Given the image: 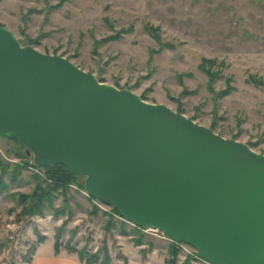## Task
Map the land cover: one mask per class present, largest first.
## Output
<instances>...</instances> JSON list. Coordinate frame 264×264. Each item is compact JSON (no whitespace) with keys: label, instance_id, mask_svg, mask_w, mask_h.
I'll return each instance as SVG.
<instances>
[{"label":"rangeland","instance_id":"rangeland-1","mask_svg":"<svg viewBox=\"0 0 264 264\" xmlns=\"http://www.w3.org/2000/svg\"><path fill=\"white\" fill-rule=\"evenodd\" d=\"M146 25L158 28L172 48L162 49ZM0 26L23 46L61 56L103 84L181 112L264 155V87L248 82L250 76L264 81V0H0ZM116 34L120 38L102 42ZM205 58L217 60L213 92L199 68ZM228 85L234 90L220 97ZM18 152L33 160L27 149L0 139V160L10 171L24 165L14 184L5 177L9 188L0 195V264H29L41 237V256L54 254L59 238L64 254L107 247L112 264H208L185 244L172 262L171 238L126 222L90 196L84 177L67 198L54 193L43 216L23 217L29 201L20 195L31 196L34 177L47 176L26 166Z\"/></svg>","mask_w":264,"mask_h":264},{"label":"water","instance_id":"water-1","mask_svg":"<svg viewBox=\"0 0 264 264\" xmlns=\"http://www.w3.org/2000/svg\"><path fill=\"white\" fill-rule=\"evenodd\" d=\"M208 264H264V155L0 26V139Z\"/></svg>","mask_w":264,"mask_h":264},{"label":"trees","instance_id":"trees-1","mask_svg":"<svg viewBox=\"0 0 264 264\" xmlns=\"http://www.w3.org/2000/svg\"><path fill=\"white\" fill-rule=\"evenodd\" d=\"M145 31L153 37L155 40L158 41V43L161 45V48H172L170 44H163L161 41V36L159 34V29L155 28L151 25L145 26ZM123 32H130L129 30H125ZM120 38V34H116L109 39H106L102 41L103 43L115 40ZM217 60L216 59H203L202 63L200 65V70L204 72L209 80V90L214 91L213 89V83L216 82L220 78V73L213 71V69L216 67ZM249 83H253L258 86L264 87V81L262 79H259L255 76H250L248 79ZM233 87L230 85L227 86V90L222 91L219 96L225 97L229 95L233 91ZM143 100L144 98L141 97ZM181 113V112H180ZM8 139V138H6ZM14 142H16L21 149L26 150L24 146H22L17 140L10 139ZM18 157L20 159L24 158L27 160L26 166H33L38 169H42L45 171L47 179L42 180L39 176H35V182H36V188L31 196L27 195H20V200L23 202L29 201L28 204H26L25 208L23 209L22 216L25 218H30L34 216H43L44 211L48 208H53L52 204L55 199L54 193H58L64 198H67V193L69 191V188L71 185L78 184V181L82 178L81 176L76 175L74 172L70 171L64 166H55V167H46V168H40L34 165L33 160L30 161L26 155L23 153L18 152ZM25 164V163H24ZM24 165L23 164H15L13 171H10V165L2 160H0V195L6 192L9 188V185L5 181V177L10 175L11 183L14 184L17 180L18 173L22 171ZM91 196V195H90ZM92 197V196H91ZM94 198V197H93ZM95 199V198H94ZM96 200V199H95ZM98 201V200H97ZM115 214L120 216L122 215L112 207ZM63 211L59 210L57 214L62 213ZM124 219V218H123ZM138 228V227H137ZM170 238V237H169ZM172 239V238H171ZM173 240V239H172ZM39 244L44 243L46 239L44 237L39 238ZM180 244L184 243H176L173 242L171 248H170V254L172 256V259L174 262L177 255L179 254V248L178 246ZM55 252L58 254L60 253V243L59 238L56 240L54 244ZM36 250V249H35ZM69 251L71 253H75L79 256L80 260L82 262L85 261L86 264H112V259L110 257V254L108 252L107 247H103L102 249H99L95 253L89 252L87 249H81L76 250L74 248H69ZM199 254V253H198ZM200 256V254H199ZM201 257V256H200ZM202 258V257H201ZM31 259L28 263H30Z\"/></svg>","mask_w":264,"mask_h":264},{"label":"crops","instance_id":"crops-1","mask_svg":"<svg viewBox=\"0 0 264 264\" xmlns=\"http://www.w3.org/2000/svg\"><path fill=\"white\" fill-rule=\"evenodd\" d=\"M46 243L39 244L37 246L35 254L33 255L29 264H85L81 262L79 256L77 254H64V253H56L54 249V254L50 253L45 256L40 255V250L43 245ZM55 244V243H54Z\"/></svg>","mask_w":264,"mask_h":264},{"label":"built area","instance_id":"built-area-1","mask_svg":"<svg viewBox=\"0 0 264 264\" xmlns=\"http://www.w3.org/2000/svg\"><path fill=\"white\" fill-rule=\"evenodd\" d=\"M147 230H152V229H147Z\"/></svg>","mask_w":264,"mask_h":264}]
</instances>
